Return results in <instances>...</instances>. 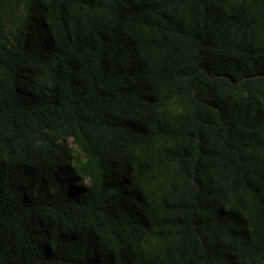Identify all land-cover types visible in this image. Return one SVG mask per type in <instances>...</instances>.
I'll return each mask as SVG.
<instances>
[{"label":"trees","instance_id":"obj_1","mask_svg":"<svg viewBox=\"0 0 264 264\" xmlns=\"http://www.w3.org/2000/svg\"><path fill=\"white\" fill-rule=\"evenodd\" d=\"M0 264H264V0H0Z\"/></svg>","mask_w":264,"mask_h":264}]
</instances>
